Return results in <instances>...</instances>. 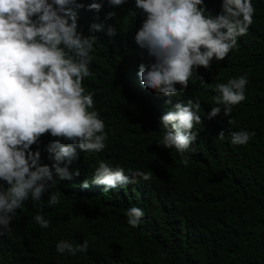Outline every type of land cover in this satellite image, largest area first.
Masks as SVG:
<instances>
[{
    "label": "trees",
    "instance_id": "1",
    "mask_svg": "<svg viewBox=\"0 0 264 264\" xmlns=\"http://www.w3.org/2000/svg\"><path fill=\"white\" fill-rule=\"evenodd\" d=\"M91 2L83 0L85 6ZM205 3L213 15L220 11L221 0ZM253 5L254 22L238 37V47L223 61L213 60L209 69H198L211 85L247 74L246 99L233 106L231 116L222 111L208 118L218 93L201 87L195 77L186 91L171 97L173 104L188 98L201 103L203 123L193 128L197 139L185 153L191 157L187 167L174 148L156 144L166 131L158 117L172 105L165 103L169 97L144 88L137 76L139 64L153 60L134 39L143 19L134 0L120 7L105 3L98 14L78 10L84 35L109 11L117 13L104 21L116 28L115 36L94 33L99 38L94 75L83 82L95 93L107 147L99 153L77 150L70 171L79 168L81 175L57 182L53 191L61 192L59 205L48 207L45 194L43 212L32 201L17 210L11 234L0 235V264H264V0ZM241 130L255 135L246 145L232 144L231 133ZM52 140L46 134L39 148L33 145L43 164L52 163L46 151ZM100 161L123 168L126 175L151 172L152 178L104 192L103 185L91 183ZM85 179L87 189L80 187ZM132 206L145 212L137 228L127 224L126 210ZM38 213L50 220L49 228L35 222ZM62 239L87 241L88 251L60 254L56 244Z\"/></svg>",
    "mask_w": 264,
    "mask_h": 264
},
{
    "label": "clouds",
    "instance_id": "2",
    "mask_svg": "<svg viewBox=\"0 0 264 264\" xmlns=\"http://www.w3.org/2000/svg\"><path fill=\"white\" fill-rule=\"evenodd\" d=\"M127 2L92 0L85 6L83 0H0V235L11 234V222L25 202H35L41 212L45 194L48 207L61 203V192L53 190L58 181L81 175L79 168L70 171L79 158L78 149L99 153L107 147L108 133L95 107V93L86 91L83 82L94 75L91 64L99 41L94 33L115 36L116 28L104 21L117 13L109 11L104 21L96 15L100 22H93L90 34L84 35L78 30V10L98 14L105 3L120 7ZM134 8L143 17L135 42L153 60L147 66L139 64L137 76L144 88L169 97L165 103L172 105L158 117L159 126L166 131L156 144L174 148L187 167L191 157L185 153L197 139L193 128L203 123L201 103L188 98L173 104L171 97L186 91L195 77L201 87L218 93L213 97L217 106L208 118L222 111L231 116L233 106L246 99L247 74L211 85L198 75V69H209L213 60L228 57L238 47V37L248 34L257 10L253 0H221L215 15L205 0H134ZM46 134L53 138L46 148L50 165L41 162L39 150H33ZM254 135L244 130L232 132L231 143L246 145ZM218 136L223 139L224 132ZM129 173L100 161L91 183L103 185L104 192H109L135 184L137 178H152L151 172L139 169ZM89 186L86 179L80 184L83 189ZM144 215L143 209L129 207L127 224L139 227ZM34 220L43 229L50 226L42 214H36ZM56 251L70 255L87 252L88 242L74 244L62 239Z\"/></svg>",
    "mask_w": 264,
    "mask_h": 264
}]
</instances>
